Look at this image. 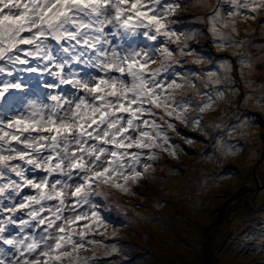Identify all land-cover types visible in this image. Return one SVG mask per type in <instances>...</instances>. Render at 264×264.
<instances>
[{"label":"snow or ice","instance_id":"6c2138e0","mask_svg":"<svg viewBox=\"0 0 264 264\" xmlns=\"http://www.w3.org/2000/svg\"><path fill=\"white\" fill-rule=\"evenodd\" d=\"M201 6L222 49L242 47L238 21L264 12V0ZM184 8L181 0H0V110L20 102L21 73L72 90L0 115V264H107L119 252L106 243L116 235L101 211L106 189L134 195L159 153L175 158L169 131L180 135L176 122L198 129L224 96L213 85L234 71L227 61L222 73L181 71L184 57L203 63L174 27ZM141 36L146 47L125 46ZM81 64L97 74L81 75Z\"/></svg>","mask_w":264,"mask_h":264},{"label":"rangeland","instance_id":"374dc122","mask_svg":"<svg viewBox=\"0 0 264 264\" xmlns=\"http://www.w3.org/2000/svg\"><path fill=\"white\" fill-rule=\"evenodd\" d=\"M217 2L223 0H181L186 8L179 28L203 61L193 65L184 57L189 63L181 71L206 76L232 63L230 79L213 85L224 96L202 114L198 129L176 122L180 135L169 136L179 145L177 156L159 153L151 162L155 171L132 186L134 195L106 189L101 211L109 219L116 207L121 217L107 230L116 235L106 243L119 249L107 264H264V12L255 21H238L233 39L242 47L222 49L205 22L211 9L201 6ZM241 56L250 67L242 68Z\"/></svg>","mask_w":264,"mask_h":264},{"label":"bare ground","instance_id":"6f19581e","mask_svg":"<svg viewBox=\"0 0 264 264\" xmlns=\"http://www.w3.org/2000/svg\"><path fill=\"white\" fill-rule=\"evenodd\" d=\"M195 174H196V171L193 169V170H191L190 172L187 173V177L192 178ZM175 183L177 184V180L175 181ZM187 234H189V233H187ZM192 236L194 238L198 237L197 233L196 234L192 233Z\"/></svg>","mask_w":264,"mask_h":264},{"label":"trees","instance_id":"16d2710c","mask_svg":"<svg viewBox=\"0 0 264 264\" xmlns=\"http://www.w3.org/2000/svg\"><path fill=\"white\" fill-rule=\"evenodd\" d=\"M222 133V132H221ZM213 152H211V151H209L206 155H210V154H212ZM216 155V154H215ZM223 157V156H222ZM217 174H220V173H217ZM110 224H112V223H110ZM117 225H114V227H116ZM108 258H106V260H107Z\"/></svg>","mask_w":264,"mask_h":264}]
</instances>
